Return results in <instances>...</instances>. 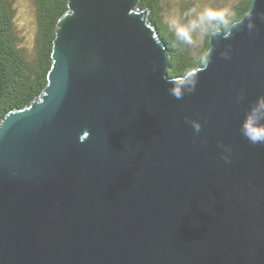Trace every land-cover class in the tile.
<instances>
[{
  "label": "water",
  "instance_id": "1",
  "mask_svg": "<svg viewBox=\"0 0 264 264\" xmlns=\"http://www.w3.org/2000/svg\"><path fill=\"white\" fill-rule=\"evenodd\" d=\"M67 6L0 123V264H264V0L184 77L139 0Z\"/></svg>",
  "mask_w": 264,
  "mask_h": 264
},
{
  "label": "trees",
  "instance_id": "2",
  "mask_svg": "<svg viewBox=\"0 0 264 264\" xmlns=\"http://www.w3.org/2000/svg\"><path fill=\"white\" fill-rule=\"evenodd\" d=\"M252 1L239 0L228 12L211 15L200 46L186 40L183 33H177L164 21L165 0H139V8L150 12L149 21L157 27L159 37L169 49V75L184 77L205 65L212 32L227 31L249 10ZM17 2L0 0V123L10 111L29 106L42 94L52 65L56 24L68 11V0H34L37 37L33 50L29 51L16 27Z\"/></svg>",
  "mask_w": 264,
  "mask_h": 264
},
{
  "label": "rangeland",
  "instance_id": "3",
  "mask_svg": "<svg viewBox=\"0 0 264 264\" xmlns=\"http://www.w3.org/2000/svg\"><path fill=\"white\" fill-rule=\"evenodd\" d=\"M238 1L165 0L167 13L165 14L164 21L170 23L178 31L177 33H183L186 40L195 42V45L200 46L205 36L208 18L223 10L228 12ZM16 27L18 28L24 46L29 51L33 50L37 37V19L34 0H18Z\"/></svg>",
  "mask_w": 264,
  "mask_h": 264
}]
</instances>
